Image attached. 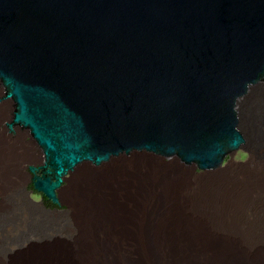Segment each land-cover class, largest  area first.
<instances>
[{
    "label": "water",
    "instance_id": "95a60500",
    "mask_svg": "<svg viewBox=\"0 0 264 264\" xmlns=\"http://www.w3.org/2000/svg\"><path fill=\"white\" fill-rule=\"evenodd\" d=\"M12 129L46 167L39 198L106 162L209 175L238 156L236 107L264 89V0H0Z\"/></svg>",
    "mask_w": 264,
    "mask_h": 264
},
{
    "label": "bare ground",
    "instance_id": "6f19581e",
    "mask_svg": "<svg viewBox=\"0 0 264 264\" xmlns=\"http://www.w3.org/2000/svg\"><path fill=\"white\" fill-rule=\"evenodd\" d=\"M10 109L3 93L0 123ZM235 137L244 154L264 155V89L246 91L236 107ZM12 148L32 158L22 133L0 130L1 161ZM258 165L251 182L199 189L178 163L108 161L63 179L55 208L46 209L31 197L45 186L42 160L28 168L31 191L0 188V264H264V158ZM59 199L68 211L56 209Z\"/></svg>",
    "mask_w": 264,
    "mask_h": 264
},
{
    "label": "rangeland",
    "instance_id": "374dc122",
    "mask_svg": "<svg viewBox=\"0 0 264 264\" xmlns=\"http://www.w3.org/2000/svg\"><path fill=\"white\" fill-rule=\"evenodd\" d=\"M2 96L3 90L0 86V99ZM10 107L11 109L8 111L6 118L0 123L2 134H5V131H7L5 124L11 120L13 107L12 105H10ZM24 137L32 158L28 159L19 148H12L11 151H9V159L6 161L0 160V188L16 190L24 187L27 191L32 190L29 188L31 185V176L28 168L30 166L38 167L42 162V157L38 148L32 143L31 137L27 135H24ZM261 157L264 158L261 151H258L257 154H250L249 156L240 151L238 156H229V162H224V170L213 172L209 175H201L196 169H188L190 183L193 188L202 189V187L208 188L211 186L222 188L225 183L239 184L244 180L251 182L252 180H250V177L260 174L258 161ZM170 163L172 162L159 160V165H164L165 167ZM65 186H67L66 181L63 183L62 187ZM31 197L33 199L36 198L35 200L37 201L43 202L46 209L55 208L34 193L31 194ZM59 202L61 206L56 209L59 211H68L67 205L64 204L61 199H59Z\"/></svg>",
    "mask_w": 264,
    "mask_h": 264
},
{
    "label": "trees",
    "instance_id": "16d2710c",
    "mask_svg": "<svg viewBox=\"0 0 264 264\" xmlns=\"http://www.w3.org/2000/svg\"><path fill=\"white\" fill-rule=\"evenodd\" d=\"M29 188L32 189V185H30Z\"/></svg>",
    "mask_w": 264,
    "mask_h": 264
}]
</instances>
